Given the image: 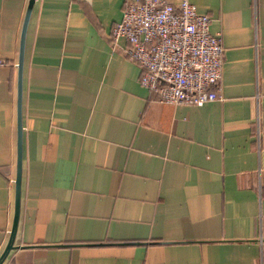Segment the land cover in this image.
I'll list each match as a JSON object with an SVG mask.
<instances>
[{
	"label": "crops",
	"instance_id": "obj_1",
	"mask_svg": "<svg viewBox=\"0 0 264 264\" xmlns=\"http://www.w3.org/2000/svg\"><path fill=\"white\" fill-rule=\"evenodd\" d=\"M125 1L32 2L1 264H264V0H188L222 48L217 97L197 106L138 83L108 36ZM27 2L0 0V251Z\"/></svg>",
	"mask_w": 264,
	"mask_h": 264
},
{
	"label": "built area",
	"instance_id": "obj_2",
	"mask_svg": "<svg viewBox=\"0 0 264 264\" xmlns=\"http://www.w3.org/2000/svg\"><path fill=\"white\" fill-rule=\"evenodd\" d=\"M208 23L188 0H126L108 36L125 42L138 83L159 102L197 106L216 99L220 78L222 48Z\"/></svg>",
	"mask_w": 264,
	"mask_h": 264
},
{
	"label": "water",
	"instance_id": "obj_3",
	"mask_svg": "<svg viewBox=\"0 0 264 264\" xmlns=\"http://www.w3.org/2000/svg\"><path fill=\"white\" fill-rule=\"evenodd\" d=\"M33 0H28L26 5L25 14L22 21V26L19 36L18 57L16 64V107H15V125H16V143H15V172L13 180V212L11 217L10 228L8 231L6 242L0 251V264L8 252L13 248L12 243L16 230L19 209V190H20V174H21V72H22V55L24 44V33L30 8Z\"/></svg>",
	"mask_w": 264,
	"mask_h": 264
}]
</instances>
